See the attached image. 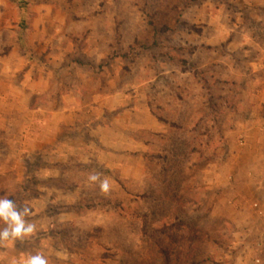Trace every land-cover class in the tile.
Returning <instances> with one entry per match:
<instances>
[{"label":"rangeland","instance_id":"1","mask_svg":"<svg viewBox=\"0 0 264 264\" xmlns=\"http://www.w3.org/2000/svg\"><path fill=\"white\" fill-rule=\"evenodd\" d=\"M263 112L264 0H0V264H264Z\"/></svg>","mask_w":264,"mask_h":264},{"label":"crops","instance_id":"2","mask_svg":"<svg viewBox=\"0 0 264 264\" xmlns=\"http://www.w3.org/2000/svg\"><path fill=\"white\" fill-rule=\"evenodd\" d=\"M261 121H258L255 125L254 129H251L249 139L250 144L245 149V153L242 156L241 163L243 165V173L241 174L243 177V183L247 185L249 191L244 194L240 193L241 189L238 188L237 183H235L238 179L237 174H231L234 182L228 184V195H233L236 197L234 201L230 198L231 206L241 207L242 200L239 196L249 199L251 204L249 207L252 212H259L260 214H256V217L250 218L247 222L250 224H254L255 226L264 227V112ZM235 193V194H234ZM262 215V216H259ZM258 223V224H257ZM22 256V254H21Z\"/></svg>","mask_w":264,"mask_h":264},{"label":"clouds","instance_id":"3","mask_svg":"<svg viewBox=\"0 0 264 264\" xmlns=\"http://www.w3.org/2000/svg\"><path fill=\"white\" fill-rule=\"evenodd\" d=\"M88 179L91 182H96L100 178L98 175H90ZM109 182L107 179L100 182V189L102 192L107 193L109 191ZM31 212L30 208L25 207L23 211H18L12 200L6 195L4 198H0V221L7 224V227L0 229V242L6 240H15L22 236H27L35 231V225L26 224L23 217L27 216ZM12 264H17L15 260ZM23 264H47L46 259L42 255L30 256L23 261Z\"/></svg>","mask_w":264,"mask_h":264},{"label":"trees","instance_id":"4","mask_svg":"<svg viewBox=\"0 0 264 264\" xmlns=\"http://www.w3.org/2000/svg\"><path fill=\"white\" fill-rule=\"evenodd\" d=\"M185 260H186V258H185Z\"/></svg>","mask_w":264,"mask_h":264}]
</instances>
